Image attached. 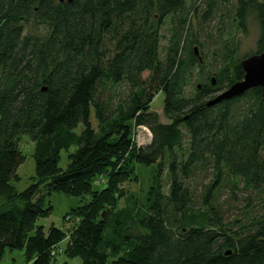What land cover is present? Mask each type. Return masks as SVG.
<instances>
[{
  "label": "trees",
  "instance_id": "16d2710c",
  "mask_svg": "<svg viewBox=\"0 0 264 264\" xmlns=\"http://www.w3.org/2000/svg\"><path fill=\"white\" fill-rule=\"evenodd\" d=\"M223 6L242 32L255 12L260 53L257 0H0V260L55 264L66 240L80 264H264L261 88L208 103L244 75L226 29L213 61L202 52ZM24 135L35 175L18 190ZM138 164L157 165L144 199L120 189ZM53 192L81 198L65 229L36 224Z\"/></svg>",
  "mask_w": 264,
  "mask_h": 264
},
{
  "label": "rangeland",
  "instance_id": "374dc122",
  "mask_svg": "<svg viewBox=\"0 0 264 264\" xmlns=\"http://www.w3.org/2000/svg\"><path fill=\"white\" fill-rule=\"evenodd\" d=\"M202 0H196L197 4H200ZM259 2H263L264 0H257ZM222 16V20L218 18V15ZM220 17V16H219ZM258 16L255 12H252L246 24V32L238 31L233 24L232 18V6H223L221 10L215 15V20L212 21L211 25L212 28L206 29V32H210V36H212L214 40L208 38L209 40H204V34L201 35L202 43V52L204 56H206V61H213L212 56L214 53V49L219 48L218 40L219 35L217 33V28L221 27L227 30V34L225 35L226 38H235L237 43L236 49V57L240 58L241 60L251 54H255L257 49V42L261 34V24L257 18ZM224 38V36H223ZM223 38H220V45L223 41ZM245 56V57H244ZM162 102H163V95L159 92L153 102L151 103V110L157 112L161 119L165 121L162 117ZM90 121L93 126L96 125V119L93 114V110H91L90 114ZM82 124H79L75 131L79 133L82 130ZM134 136L136 137L138 142L145 140L147 137H151L150 131L146 127H139L133 131ZM147 144V142H146ZM145 144V145H146ZM20 148L25 156L24 161L19 165L17 169V174L19 175L18 180H14L13 184L18 190H23L27 187L31 182L34 181V160L32 158V151H33V143L27 136H23L20 142ZM73 147H71V150ZM68 159H67V151L62 150L60 153L59 159V166L61 168H65L67 166ZM156 164L151 166H144L138 164L136 166V172L138 174V181H128L125 182L121 186V190L125 195H129L134 193L135 197L139 199H144L146 191L148 190L150 184L153 182V174L156 170ZM163 182L166 184V173L163 176ZM104 181V177L99 176L97 178L95 187L100 188L102 187L101 182ZM166 187V185H164ZM49 201L52 205V210L49 215L45 217H40L37 219L36 224L43 225L45 229H47L50 225H54L58 228L65 229L66 227L70 226L71 221L70 218L64 220L63 215L67 212L70 208L81 204V198L76 196L67 195L61 192H53L49 196ZM124 199L121 198L119 201V207H123ZM66 240H63L58 247H55L56 258L55 264H60L64 260H67L69 264H80L79 258H67L64 254ZM22 250L20 249H6L1 260L0 264H24V257L22 254Z\"/></svg>",
  "mask_w": 264,
  "mask_h": 264
},
{
  "label": "water",
  "instance_id": "95a60500",
  "mask_svg": "<svg viewBox=\"0 0 264 264\" xmlns=\"http://www.w3.org/2000/svg\"><path fill=\"white\" fill-rule=\"evenodd\" d=\"M62 1V0H60ZM263 36H264V8H263ZM197 53L196 47L194 48ZM244 75L241 80L234 82L227 89L217 94V96L208 101L214 103L223 98H230L240 95L246 90L259 86L261 88V98L264 102V49L260 53L251 54L243 58L240 62Z\"/></svg>",
  "mask_w": 264,
  "mask_h": 264
},
{
  "label": "built area",
  "instance_id": "2783aa9c",
  "mask_svg": "<svg viewBox=\"0 0 264 264\" xmlns=\"http://www.w3.org/2000/svg\"><path fill=\"white\" fill-rule=\"evenodd\" d=\"M141 128V127H140ZM135 137V136H134ZM135 140H136V142L139 144V145H145L146 144V142H148L149 141V139H150V137H147L145 140H143V141H141V142H138L137 141V139H136V137L134 138ZM56 254V252H55V250L53 249L52 251H51V255L53 256V255H55ZM50 264H52V262L50 263Z\"/></svg>",
  "mask_w": 264,
  "mask_h": 264
}]
</instances>
